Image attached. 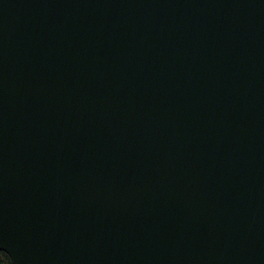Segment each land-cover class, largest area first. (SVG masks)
Returning <instances> with one entry per match:
<instances>
[{
  "label": "water",
  "instance_id": "95a60500",
  "mask_svg": "<svg viewBox=\"0 0 264 264\" xmlns=\"http://www.w3.org/2000/svg\"><path fill=\"white\" fill-rule=\"evenodd\" d=\"M11 264H264V0H0Z\"/></svg>",
  "mask_w": 264,
  "mask_h": 264
},
{
  "label": "trees",
  "instance_id": "16d2710c",
  "mask_svg": "<svg viewBox=\"0 0 264 264\" xmlns=\"http://www.w3.org/2000/svg\"><path fill=\"white\" fill-rule=\"evenodd\" d=\"M0 264H11L9 258L2 252H0Z\"/></svg>",
  "mask_w": 264,
  "mask_h": 264
}]
</instances>
